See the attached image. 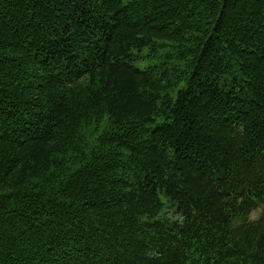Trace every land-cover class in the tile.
Listing matches in <instances>:
<instances>
[{"label": "trees", "instance_id": "trees-1", "mask_svg": "<svg viewBox=\"0 0 264 264\" xmlns=\"http://www.w3.org/2000/svg\"><path fill=\"white\" fill-rule=\"evenodd\" d=\"M0 264H264V0H0Z\"/></svg>", "mask_w": 264, "mask_h": 264}, {"label": "rangeland", "instance_id": "rangeland-1", "mask_svg": "<svg viewBox=\"0 0 264 264\" xmlns=\"http://www.w3.org/2000/svg\"><path fill=\"white\" fill-rule=\"evenodd\" d=\"M159 53H161V51H159ZM139 66H143V63H138ZM261 212V209L259 210H256L254 213H253V217H257L259 215V213ZM173 213H170L169 212V215H172Z\"/></svg>", "mask_w": 264, "mask_h": 264}]
</instances>
